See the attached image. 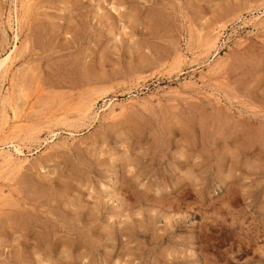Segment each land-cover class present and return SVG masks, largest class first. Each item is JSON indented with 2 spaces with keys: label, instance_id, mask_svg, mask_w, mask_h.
<instances>
[{
  "label": "rangeland",
  "instance_id": "rangeland-1",
  "mask_svg": "<svg viewBox=\"0 0 264 264\" xmlns=\"http://www.w3.org/2000/svg\"><path fill=\"white\" fill-rule=\"evenodd\" d=\"M11 49L0 264H264V0H0Z\"/></svg>",
  "mask_w": 264,
  "mask_h": 264
},
{
  "label": "bare ground",
  "instance_id": "bare-ground-1",
  "mask_svg": "<svg viewBox=\"0 0 264 264\" xmlns=\"http://www.w3.org/2000/svg\"><path fill=\"white\" fill-rule=\"evenodd\" d=\"M29 1V0H28ZM26 2V1H25ZM25 4V3H24ZM28 4V3H27ZM20 7H22V6H20ZM23 8V7H22ZM27 8H28V6H27ZM19 20V19H18ZM17 20V21H18ZM19 23V22H18ZM218 34V33H217ZM218 37V36H217ZM15 47V46H14ZM13 48V47H12ZM17 48V47H16ZM13 53H14V50L13 49H11V50H9V52L0 60V69L2 68V67H4V66H6L7 65V63L9 62H11L12 61V55H13ZM17 55V54H16ZM17 57V56H16ZM208 58V57H207ZM16 60V59H15ZM13 64V63H12ZM11 66V65H10ZM1 74V73H0ZM2 81H4L3 79H2ZM1 83V82H0ZM11 83V82H10ZM3 88H5V87H3ZM7 88V87H6ZM2 89V88H1ZM22 90V89H21ZM11 91V90H10ZM21 92V91H20ZM22 94V93H21ZM1 95V94H0ZM7 96H8V94H6ZM13 95V94H12ZM14 96V95H13ZM6 97V96H5ZM16 97V96H15ZM19 98H21V97H19ZM2 101V100H1ZM10 102H12V101H10ZM92 102V101H91ZM2 103V102H1ZM112 103V102H111ZM120 103V102H119ZM5 104V103H4ZM84 104H85V102H84ZM93 104V103H92ZM91 104V105H92ZM115 104V103H114ZM12 105H14L13 103H12ZM86 105V104H85ZM3 106H6V105H3ZM16 106V105H15ZM7 107V106H6ZM13 107V106H12ZM88 107V106H87ZM90 107V106H89ZM3 108V107H2ZM8 108H10V106L8 107ZM105 108V107H104ZM109 109H111V107L109 108ZM108 109V110H109ZM116 109V108H115ZM119 109V108H118ZM87 110H89V109H87ZM86 110V111H87ZM91 110H89V112H90ZM5 112V111H4ZM9 112V111H8ZM8 112H6V114L8 113ZM14 112V111H13ZM16 112V111H15ZM85 112V111H84ZM105 112V111H104ZM107 112V111H106ZM87 114V113H86ZM91 114H94V113H91ZM5 115V114H4ZM15 115V114H14ZM89 115V114H88ZM7 116H5V118H6ZM89 117V116H88ZM4 118V117H3ZM10 118V117H9ZM83 118V117H82ZM90 118V117H89ZM11 119V118H10ZM3 121H5V120H3ZM16 122V121H15ZM5 123V122H4ZM6 123H8V122H6ZM20 123V122H19ZM16 124V123H15ZM14 124V125H15ZM18 125V124H17ZM13 126V125H12ZM6 126H4V128H5ZM9 128V127H8ZM6 129V128H5ZM10 129V128H9ZM2 130H3V128H2ZM1 130V131H2ZM27 130V129H26ZM52 130V129H51ZM4 131V130H3ZM46 131H48V130H46ZM28 132V131H27ZM52 132V131H51ZM72 132V131H71ZM4 133V132H3ZM5 134V133H4ZM57 134V133H56ZM6 136V135H5ZM20 136V135H19ZM7 138V137H6ZM17 138V137H16ZM8 139H10V138H8ZM12 139V138H11ZM19 139V138H18ZM4 140V139H3ZM14 140V139H13ZM12 140V141H13ZM16 140V139H15ZM5 141V140H4ZM17 141V140H16ZM43 141H45V140H43ZM47 141V140H46ZM3 142V141H2ZM1 142V143H2ZM6 142V141H5ZM10 142V141H9ZM11 143V142H10ZM22 143H23V141H22ZM9 144V143H8ZM13 144V143H12ZM26 144V143H25ZM1 145V144H0ZM4 145H5V143H4ZM10 145V144H9ZM14 145V144H13ZM7 147V146H6ZM5 149V148H4ZM3 149V150H4ZM9 149V148H8ZM15 151L17 152V153H19V154H21L22 155V152H21V150L15 145ZM22 149V148H21ZM11 150V149H10ZM9 150V151H10ZM15 152V153H16ZM9 153V152H8ZM1 154H2V152H1ZM19 154H18V156H19ZM4 155V154H3ZM12 155V154H11ZM20 155V156H21ZM2 156V155H1ZM19 156V157H20ZM28 158V157H27ZM27 161V160H26ZM14 163V162H13ZM3 165V164H2ZM13 167V166H12ZM11 172V171H10ZM8 173V172H7ZM13 173V172H12ZM10 174V173H9ZM4 177V176H3ZM2 177V178H3Z\"/></svg>",
  "mask_w": 264,
  "mask_h": 264
}]
</instances>
